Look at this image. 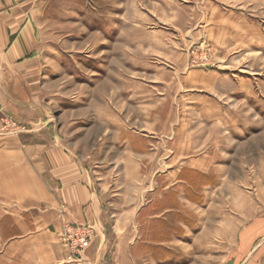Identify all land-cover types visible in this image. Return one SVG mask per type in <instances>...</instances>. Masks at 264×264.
Returning a JSON list of instances; mask_svg holds the SVG:
<instances>
[{
  "label": "rangeland",
  "instance_id": "rangeland-1",
  "mask_svg": "<svg viewBox=\"0 0 264 264\" xmlns=\"http://www.w3.org/2000/svg\"><path fill=\"white\" fill-rule=\"evenodd\" d=\"M48 30L57 32V76L47 77L57 79V99L46 105L65 142L88 150L93 164L115 143L144 152V167L97 174L128 203H145L135 220L117 223L121 258L229 262L237 206L248 195L264 199V0H57ZM103 86L124 123L87 116ZM7 117L4 134L27 132ZM119 131L136 138L99 140ZM21 209L0 205V264H22L21 252L5 254L9 236L22 232L17 220L29 217ZM105 229L113 235L111 222ZM116 242L109 237L105 261Z\"/></svg>",
  "mask_w": 264,
  "mask_h": 264
},
{
  "label": "crops",
  "instance_id": "crops-1",
  "mask_svg": "<svg viewBox=\"0 0 264 264\" xmlns=\"http://www.w3.org/2000/svg\"><path fill=\"white\" fill-rule=\"evenodd\" d=\"M52 27H57V0H0V205L22 208L29 215L17 220L22 232L9 236L5 254L21 252L22 264H71L61 230L65 223H78L97 230L87 259L98 264H132L120 256L125 249L118 239L124 234L116 227L119 221L135 220L145 203H128L119 197L118 188L105 186L97 174L102 167H123V173L129 172L127 167H144V152L135 147L117 149L115 143L93 164L88 150L83 153L65 142L46 105V100L57 99V79H47L57 76V32L47 34ZM108 91L103 86L97 95L101 106L92 95L87 116L100 124L124 123L121 115L106 107ZM77 110H72L75 117ZM7 116L25 125L27 132L4 134ZM126 138L136 137L119 131L99 140ZM248 196L246 203L235 207L240 217L236 214L234 222L240 219L241 224L235 223L229 232L234 245L224 264H264V199ZM108 222L113 235H107ZM109 237L117 242L107 262Z\"/></svg>",
  "mask_w": 264,
  "mask_h": 264
},
{
  "label": "built area",
  "instance_id": "built-area-1",
  "mask_svg": "<svg viewBox=\"0 0 264 264\" xmlns=\"http://www.w3.org/2000/svg\"><path fill=\"white\" fill-rule=\"evenodd\" d=\"M7 124L11 123L16 126L15 122L11 117H7ZM61 239L64 240L65 245L72 251L73 259L78 264H98L90 260L84 259L87 248L93 239V231L90 226L74 224L67 225L62 231Z\"/></svg>",
  "mask_w": 264,
  "mask_h": 264
},
{
  "label": "bare ground",
  "instance_id": "bare-ground-1",
  "mask_svg": "<svg viewBox=\"0 0 264 264\" xmlns=\"http://www.w3.org/2000/svg\"><path fill=\"white\" fill-rule=\"evenodd\" d=\"M206 23V22H205Z\"/></svg>",
  "mask_w": 264,
  "mask_h": 264
}]
</instances>
